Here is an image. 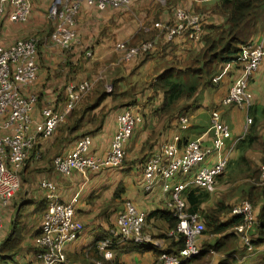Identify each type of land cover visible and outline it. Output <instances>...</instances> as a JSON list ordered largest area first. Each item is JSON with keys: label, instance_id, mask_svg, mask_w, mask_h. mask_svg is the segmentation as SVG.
<instances>
[{"label": "crops", "instance_id": "crops-1", "mask_svg": "<svg viewBox=\"0 0 264 264\" xmlns=\"http://www.w3.org/2000/svg\"><path fill=\"white\" fill-rule=\"evenodd\" d=\"M215 1L216 0H182V2L186 3L188 7L196 9L202 7L207 8ZM30 4L31 9L29 16L25 21L18 23H13L9 20V14L11 13L12 9L9 4L4 5V14L2 17V22L0 23V43L3 45H9L17 39L33 38L35 36H33L32 33L37 31L45 32L42 40L39 41L40 46L37 47V62L39 66L37 78L23 88V93L25 96L34 94L36 97H39L35 108L32 110V116L36 118L37 121H41L42 116L40 114V109L43 107L41 106V103H46V105L50 104L58 112L66 111L67 86L76 84L81 80H91L93 82L92 86L94 85L96 87V85H98L99 82L97 83V81L100 80V77L97 75H92L98 71L96 69H98L100 62L103 60H110V62L107 64L108 67L111 64H114V61L112 62V59L110 58L120 56V49H118V47L119 43L122 42L117 41H120L123 36L119 28L112 30L111 26L99 25L100 31L105 29L106 32L111 35V37L107 38L106 41L100 44L97 43V45L94 44L92 46L93 56L91 59L85 60L86 57L80 58L78 50V53L75 54V60L72 62L71 58L67 57L69 54L64 52V49L52 44L49 39V34L53 29H51V26L54 24L48 18V1L30 0ZM92 13H98L102 15V13H99L95 8L86 6L84 4L81 5V9L77 15V21L81 23L84 18H89ZM121 19L123 20L124 17H121ZM221 20V17L213 16L214 22H219ZM157 24L158 23H156V25ZM256 36L258 37L257 40L261 42L264 49V16L257 24L255 33L252 37ZM190 39H193V37H190ZM77 42L78 40L76 38V41L73 45H75ZM172 42L175 45V53L178 52L177 48L181 50L184 47H187L186 53L188 54L189 49L197 50L201 46V44L197 45V43L194 42H189V45H186L185 39L181 40L180 44L176 41ZM77 45L73 46L74 49ZM72 53H75L74 50H72ZM187 54L186 56L183 55L182 57L184 58L185 56L186 58ZM161 67V65L154 67L152 72L154 69L160 68L155 74L158 75L163 69ZM60 68L61 70L59 71ZM117 74L121 75V72ZM243 74L244 72L242 68H239L234 64H225L222 66L218 75L219 80H221L219 83L220 86L215 89H209L208 91L203 89L200 96L203 98H198V100L191 104L189 109L183 114L178 112H174L171 115L161 114L159 110L162 107V94L159 91L157 96L149 102H145V98H140L139 101L135 98L134 103L131 104V106H128V103H126V106H124V104V107H119V104L115 109H111L105 114L103 119L104 122L101 125V128H99L97 131L90 132L89 136L91 137V144L86 154L96 157H103L107 154L117 129L118 117L125 111V109L129 108L135 113H139L142 116V121L135 126L130 138L125 144L124 164L117 167H105L98 171L80 172L74 170L66 175L61 174L56 169V171L53 172H47L48 169H46V171L41 170V172L46 173L48 177H52V181L55 183V192L51 193L40 188L41 196H33L32 198H27V200L24 201V204L30 205L31 208H29L30 215L23 220V223L26 225V229L22 234L23 237L21 247L18 253L9 259H0V264H7V261H12V264H38L36 254L39 248L35 244V239L40 234V226L43 221V217L51 202L72 204L74 207V219L82 225V230L79 232L78 237L74 241L66 243L63 247L66 255V261L63 264H93L96 261L100 262L101 264H103V262L108 264H114V262L118 264H156L155 261L158 259L155 253L156 247H154L156 242L154 241L146 242V245L149 247V249L145 250H139L133 247V249H130L127 252H121V246L116 247L118 244L134 241L133 239L122 241L121 237L118 234H115L117 231L115 224L116 217L120 212L125 210V205L127 202L134 204L143 214H148L149 212L163 209L165 207L167 198L163 197L157 188H155L152 192L144 191L142 188L140 179L145 161L161 146L171 142L173 133L179 134L182 138V140L177 142V145L180 147L186 145V141L191 139L198 141L203 146H210L211 134L208 128L209 116L210 111L215 108L218 110L220 108L221 118L223 122L227 123L230 128V134L224 140H227V143H230V140H233V142L232 146L228 149L223 157L227 160L230 159V155H232L234 148H236L235 145L241 141L237 139L242 136L241 134H243L241 129L243 126V120L245 118V112L236 109L233 107L234 105L221 106L219 102L226 96L230 84H232V82H234L237 78L243 76ZM111 77H114L116 80L122 78L121 76L119 78L116 77L113 67H111V73L108 79ZM105 83L107 82H103V84ZM249 89L254 98V101L252 100L251 106L254 105V109L257 112L255 105H261L262 108L264 106V61L262 62V66L250 80ZM62 91L64 97L62 96ZM150 93L151 91L147 90V92L144 94L145 97L151 95ZM83 98L84 97L78 99L75 102L74 107L66 114V118L62 122L63 125L68 123L71 114L73 113L72 111L77 110L78 107L85 102L86 98L82 102ZM139 103L145 105L143 108H140L142 112L138 111ZM249 112L250 111L246 110V117L249 116V118L252 120ZM205 113H208V117L205 116ZM257 115H259L258 112ZM183 116L188 118L187 125H183L179 120ZM247 126L248 120L245 127ZM66 128H68V126ZM66 128L64 129V135H66ZM93 128L94 126L90 125V127H86L85 129L91 131ZM59 131L60 129L58 132ZM56 135L57 134L50 137H41L39 139V147L36 151H32L30 154L31 163L29 166H31V168L28 170V172L32 171L31 173L34 174L36 173L35 169L44 167L45 164L43 165L38 162L40 159L46 157V154L51 150H54V152H51V155L53 154V156L70 152L79 139H81L86 134L83 133L82 129H79L78 127L77 131L71 135V137L75 138L69 142L65 140L60 147H58L57 140H55ZM241 139H243V137ZM56 148H59V150L56 151ZM36 152L41 153L42 158L35 159L34 154ZM219 158L222 157L219 156ZM215 162L216 160L213 158L206 163L207 165H212ZM194 173L195 171H192L187 176H178L174 180L170 181L169 186L171 189H173V187L177 186L178 183H181L184 185L181 194H183V192L189 187H197L191 185V178ZM42 178H40V180ZM22 181L23 184L28 185L30 183V180L27 178ZM21 203H23V201H20L18 205ZM43 209L45 211H42ZM156 217L157 216L154 214V216L150 219V223L155 220ZM154 228L157 229L155 226ZM157 230L161 232V235H156L154 229L147 230L146 235H152V238L153 235H156V239H161L163 234L168 233L171 235L174 232L163 229ZM107 232L110 238L103 240H109L112 242V245L103 249L99 246V243L103 241L101 240L102 237H99L107 234ZM205 237L208 240H212L211 237L213 236L205 235ZM111 239L113 240L111 241ZM96 243L97 247L95 246ZM133 245L137 246L135 244ZM95 249H97L98 252H96ZM263 249L264 246L261 248V250ZM162 250L164 249H161L160 252H162ZM244 251L247 252L246 250H243V252ZM247 254L249 253L247 252ZM247 254H242L240 257H242L244 260ZM94 255L101 257L102 260H93L92 257ZM210 257L213 261L211 264H215L224 256L223 254L212 251Z\"/></svg>", "mask_w": 264, "mask_h": 264}, {"label": "built area", "instance_id": "built-area-1", "mask_svg": "<svg viewBox=\"0 0 264 264\" xmlns=\"http://www.w3.org/2000/svg\"><path fill=\"white\" fill-rule=\"evenodd\" d=\"M49 4L48 18L53 22V29L49 34L52 44L61 49H69L76 41L77 15L81 5L95 8L97 11L120 10L126 11L139 0H47ZM163 1V0H161ZM11 6L9 20L13 23L25 21L30 14L31 4L29 0H0V21L4 14V5ZM174 23H160L166 29L164 39L173 40L179 33L195 34L200 38L202 26L197 15L186 13L182 9L176 10ZM193 29V31H187ZM195 39V38H194ZM154 40L129 47L123 53V59L128 61L138 54L140 49L151 48ZM120 47V44H119ZM118 47V48H119ZM243 54V76L239 77L229 88L226 96L219 102L221 106H239L246 110L252 104V93L249 89L250 80L264 61V51L261 42L247 43L241 48ZM37 39H17L9 45L0 43V209L4 208L20 187L19 172L41 137H50L56 128L64 120L75 102L84 97L92 89L91 80H81L66 88L67 109L61 114L52 106L40 111L41 121L32 116V110L36 106L37 98L34 94L25 96L23 88L37 78L39 70L37 61ZM90 57V51L85 52ZM140 114L131 109L125 110L119 115L117 129L107 154L103 157L87 155L91 144V137L84 135L75 144L74 148L64 154L53 157L54 169L63 175L77 170L98 171L105 167L118 166L124 156V147L130 138L133 129L141 122ZM211 146L204 147L195 140L187 142L184 154L178 156L177 142L182 140L179 134L173 136L172 141L161 146L151 154L143 167L142 180L145 191H151L155 187L160 188L163 197L169 200L170 210L178 220L176 231L185 237V247L179 255L170 256L165 253L158 258L160 264H180L192 257L198 256L201 249L198 240L203 236L204 226L197 221L196 215L187 214L186 202L180 197L184 185L169 186L168 180L177 173L187 174L192 168H197L192 183L208 191L214 189L215 178L222 173L226 158H216V162L207 165L210 157L219 153L223 148V140L229 136L230 129L223 122L220 112L216 109L210 111ZM183 125H187L186 116L180 118ZM246 130V127H245ZM35 159L40 153L34 154ZM40 188L51 193L55 192V184L43 178ZM252 208L248 202H242L235 206L232 215H248L249 221ZM252 222V220L250 221ZM118 234L122 241L133 239L136 242L143 240L141 230L145 225V215L134 204L127 202L125 210L120 212L115 220ZM251 224V223H250ZM247 225L245 220V226ZM242 227V226H241ZM3 228L0 216V234ZM245 228H237L243 233ZM82 225L74 219V207L72 204L51 202L43 217L40 226V234L35 239L39 248L36 258L38 264H63L66 261L64 245L74 241ZM247 237V236H246ZM252 238L242 235L241 244L249 252L254 253ZM111 242L103 240L99 246L103 249L109 247ZM208 252H212L211 249ZM93 264H101L96 261Z\"/></svg>", "mask_w": 264, "mask_h": 264}, {"label": "trees", "instance_id": "trees-1", "mask_svg": "<svg viewBox=\"0 0 264 264\" xmlns=\"http://www.w3.org/2000/svg\"><path fill=\"white\" fill-rule=\"evenodd\" d=\"M167 1L168 2L165 4V6L163 5V10L159 12L162 14V16L169 15L167 11L171 10L175 13L176 10L182 9L186 13L197 15L202 26V34L199 38L201 46L197 50L189 51L187 57L180 62V66L166 63L162 71H160L159 74L153 78L154 84L150 85L154 92L158 93L159 91L162 94V107L159 110L161 114L171 115L174 112L183 114L189 109L191 104L198 100V98H203L200 97L201 91H203V89L208 91L209 89H215L220 86L219 83L221 80H219L218 75L222 66L225 64H234L239 68H244V65L242 64L243 54L241 48L246 46L249 42L255 43L258 41L257 36H252L255 33L257 24L264 16V0H216L207 8L202 7L197 9L188 7L186 3L182 2V0ZM98 12L104 14L107 11L104 10ZM213 16L221 17L222 20L219 22H214ZM168 21L169 22H166V24L174 23V15L172 20ZM1 22L2 20L0 23ZM156 26L160 27L162 24L159 23ZM52 28L53 25L51 26V29ZM164 32H166L165 28ZM44 33V31L36 32V38H34L37 39L38 43L42 40ZM154 33L155 32H153V35ZM161 34L163 35V33ZM161 39L163 40L162 37ZM151 40H154L152 47L146 50L140 49L138 54L132 58V60L137 58V56H140L141 58L143 57L140 60L141 64L149 62L152 58L148 59V55L151 51H153L152 49L157 48L160 44H163L165 47H167L168 43H171L166 40L160 42L156 39V36H153L149 40L141 41L130 47L138 46ZM155 43H157V45H155ZM39 46L40 43L37 45V47ZM173 49H175V47H173ZM37 57L38 54L36 55V61H38ZM98 82L99 83L96 85L91 96L89 98L86 97L85 102L71 114L68 123L65 125L62 124L61 130L55 133L57 134L55 140H57L58 147H60L65 140L69 142L75 138L71 137V135L77 131L79 124L83 121L85 115L88 112L97 110L96 116L94 113L90 118V123L94 126V128L91 131H88V134L86 135H89L90 132L97 131L99 128H101V125L104 122L103 119L105 114L111 109L118 107L113 105L109 108H105L102 104L107 97H110L111 101L113 102L115 101V97L119 95V93L114 92V90L116 91V82H111L112 88L109 93H107L105 90V86L103 84L104 81L99 80ZM233 83L234 82H232V84ZM232 84H230L228 90ZM132 96L133 95H129L128 100L130 101L126 102L128 103L127 105L133 104L132 102H134V98L136 96H134L131 102ZM252 100L254 101V98H252ZM122 102L123 101L120 100L119 104L123 105ZM252 107L253 106H251V108ZM259 115H261L262 119L264 120V106L262 111L259 112ZM67 126L68 128H66ZM256 126V117L254 115L252 116L250 132H248L246 135L247 140L246 138L241 139L242 141L238 145L245 144V146H250L254 143ZM65 128L66 135H64ZM244 140H246L245 143ZM260 144L263 153L261 157V163L264 166V141ZM38 147L39 145L37 143L32 151H36ZM57 150H59V148H56V151ZM39 158H42L41 153ZM30 163L31 158L29 157L26 160L23 168L20 170L19 177ZM119 165H121V163ZM259 179L261 178L257 177L255 179V181L258 183L257 186H250L245 193L246 201L251 205V207H253L254 211H256V216L250 224L252 226V243L254 250H259V246H264V176L261 179L260 184ZM23 180H25V178H23ZM214 192L215 190L208 191L201 187H189L182 194V197L187 204L186 211L200 214V219L204 226L202 234L207 233L213 237H211L212 240L207 239V241L198 244L201 249V253L197 258L183 261L180 264H208L206 261H209V257L211 255V253L208 252L209 249L215 253L223 254L224 256L215 264H242L244 262H241V260L238 259L242 255L241 253H243V250H245V247H243L241 244L243 233L236 228V226L243 223V216L235 214L232 215L230 206L226 204V201L224 200L223 202H215L207 210H203L202 208V206L208 202L210 195ZM154 214L157 217L151 223H148L150 226H155L157 229H163L166 231H174L167 238L169 241L167 249H164L162 252H160L157 255V259L163 253L170 256L179 255L180 251L185 247V238L182 234L175 232L178 222L176 217L173 216L172 211L169 208L164 207L163 209L156 211L154 210L153 212L144 214L145 221L149 220L148 222H150V219L154 216ZM21 235L17 229V226L15 228L13 225L12 231L8 235V238L3 240L0 245V259H9L18 253L22 242ZM99 238L103 240L110 238V236L107 232V234H104ZM112 240L113 239H111V241ZM133 244L137 246H134ZM111 245L112 242L110 246ZM95 246L97 247V243ZM118 246H121V252H127L128 250L133 249V247L139 250L149 249V247L146 245V242L129 241L124 244H118L116 247ZM95 250L98 252L97 249ZM156 252L157 250H155V253ZM92 259L102 260V258L97 255H94ZM155 263H158L157 260ZM103 264L108 263L103 262ZM114 264L118 263L114 262Z\"/></svg>", "mask_w": 264, "mask_h": 264}, {"label": "rangeland", "instance_id": "rangeland-1", "mask_svg": "<svg viewBox=\"0 0 264 264\" xmlns=\"http://www.w3.org/2000/svg\"><path fill=\"white\" fill-rule=\"evenodd\" d=\"M167 2H168L167 0H163V1L161 0H139L129 10H126V11L108 10L102 15L98 13H92L89 16V18H84L81 23L77 21L75 33L77 35L78 42L75 45L77 44L78 45L76 46L75 49L73 47L75 45H72L69 49L64 50V52L69 54L67 57L71 58L72 62H74L75 54L78 53V50H79L80 58L86 57L85 60L91 59L93 56L92 46L94 44L97 45V43L100 44L106 41L107 38L111 37V35L108 34L105 29L100 31L99 25L100 26H111L112 30H116L119 28L123 36V38L120 41H117V42H122V43H119L120 47L118 48L120 49V52H119L120 56L115 57V58H110L112 59V62L114 61V64H111L109 66L110 70H109V67L107 66L110 60L106 59L100 62L98 69H96L98 71H96L92 75V76L97 75L100 77V81L107 82L104 84L105 90L107 93H109L112 88L111 82L113 81L116 82V91L114 90V92L119 93V95L115 97V101L113 102L111 101L110 97H107L102 103L105 108H109L113 105L118 106L120 103V100L123 101L122 102L123 105L126 104L127 101H130L128 100L129 95H133L131 97V102L134 96H136L135 98L138 101L140 98H145V102H149L153 100L157 96V93L151 89L150 85L154 84L153 78L156 76L155 74L159 71L160 68L154 69L153 72H152V69L159 65H161L162 66L161 68H163L166 63H171V65L175 64V65L180 66V62L185 58L187 54L186 53L187 47H184L181 50L177 48L178 52L175 53V49H173L175 45L173 44L172 41H176L177 43L180 44L181 43L180 41L185 39L186 45H189V42L197 43V45L200 44L198 36L196 37L195 34H189V32L179 33V34H176L177 36L173 40L169 41L171 43H168L167 47H165V45L163 44H160L157 48L152 49L153 51H151L148 55V59L152 58L149 62L141 64L140 60L143 57L141 58L140 56H137V58L133 60L130 59L128 61H125L123 59L124 51L128 47L133 46L134 44H137L144 40H149L153 36H156V39L159 40L160 42H163V40H165L164 39V28L162 26L160 27L156 26V23L159 24L161 22L162 23L169 22L168 20H172L173 14H174L173 11L171 10L167 11V13L169 14L168 16H161V13H159L160 11L163 10V5L165 6ZM121 17H124V19L122 20ZM187 31H193V29H188ZM153 32H155L154 35H153ZM161 33H163V35ZM35 34L36 32L32 33L33 36H35ZM161 37L163 38V40L161 39ZM190 37H193L195 39H189ZM38 44L39 43L37 42V45ZM155 45H157V43H155ZM72 50H74L75 53H72ZM190 50L192 49H189V51ZM87 51H90L92 53V56L90 57L85 56V52ZM183 55H185L184 58L182 57ZM261 66H262V63L260 67ZM111 67H113V71L116 74V77L119 78L121 76L122 77L121 79L116 80L114 79V77L113 78L111 77L110 79H108L111 73ZM60 70L61 68L59 69V71ZM119 72H121V75L117 74ZM92 87L93 89L84 96V98L82 99V102L85 100L86 97L89 98L91 96L93 90L95 89L94 85ZM147 90L151 91L150 93L151 95H149L148 97H145L144 94L147 92ZM121 91H124V92H121ZM62 96H63V91H62ZM36 98L37 100L39 99V97H36ZM45 105L46 103H41V106H43L40 109L41 112L44 108L51 106L50 104L46 106ZM123 105H120L119 107ZM128 106H131V104H129ZM144 106L145 105L139 103L138 111L142 112L140 108L141 107L143 108ZM255 106H256L255 108H257V112L259 113L260 110H262V106L261 105H255ZM233 107L245 112V118L243 120V126L241 129V132L243 131V134H241L242 136L237 139V140H241L242 137L246 138L247 133L250 132L252 120L249 118V116L246 117L247 116L246 108L239 107V106H233ZM128 109L129 108L125 110H128ZM215 109L218 110L217 108ZM96 111L92 110L88 112L85 115L83 121L79 124V129H82L83 133L88 134L87 133L88 130L85 128L90 127L91 125L90 118L92 117L94 113L96 116ZM218 111L220 112V108ZM72 112H75V111L73 110ZM257 112L255 111L254 105H253V107L251 108L249 112V115L251 117L255 115L256 117L257 126L255 128L256 133H255L254 143L250 146H245V144L238 145L242 141L241 140L237 143V145H235L236 148H234V152H232V155H230V159L225 162V167L222 171V175L219 176L218 178H215L214 189L212 190V191L215 190V192L210 195L208 202L202 206L203 210H207L217 201L223 202L224 200L226 201V204L230 206V211H232V209L235 206L241 205L242 202H247L245 198L246 190L252 185L257 186L258 183L257 181H255V179L257 177L261 179L263 178L264 166L261 163V157L263 153H262V147L260 143L264 141V120L262 119L261 115H257ZM59 113L61 114V112ZM205 116L208 117V113H205ZM65 118H66V114L64 115V119ZM246 119L248 120V126L246 127V131H245V125L247 122ZM140 120L142 121V116L140 117ZM62 122L60 123L61 126L59 125L56 128L54 135L56 132H58L59 129L61 130ZM208 128L210 132V121H209ZM175 135L176 133L172 134V136H175ZM230 139H231V136H230ZM246 140H244V143ZM232 142L233 140H230V143H227V140H223L222 150L219 153L215 154L214 156L210 157L208 161L213 158L215 159L219 158V156L223 158L225 153L232 146ZM51 152H54V150H51L50 152L46 154V157L40 159L38 163H41L43 165L45 164V166L35 169L36 173L33 174L31 173L32 171L28 172L31 166H28L26 169H24V172L21 175L20 188L13 195L9 203L4 208L1 209L3 228L0 234V245L3 242V240L8 238V235L12 231L13 225L15 226V228L17 226V229L19 230L20 235L21 233L22 234L24 233L26 229V225L25 223H23V220L26 219V217L30 215L29 208H31L30 205L24 204L25 203L24 201H26L27 198H32L33 196L35 197L41 196V192H40L41 190L39 187L40 178L45 177L46 179L52 181V177H48L46 173H42L41 170L46 171V169H48L47 172L56 171L52 164V159L54 156L53 154L51 155ZM124 160L125 159L123 156L121 165L124 164ZM142 172H143V169H142ZM23 178H27L28 180H30V183L32 182L31 185L29 186L30 183L28 185L23 184V181H22ZM261 179H259V184H260ZM140 180H141V184L143 188L144 185H143V180H142V174H141ZM155 188H157L160 192L159 187H155ZM155 188H153L151 192L154 191ZM20 201H23V203L18 205ZM166 202L167 203L165 207L170 209L171 205L169 204V200L167 199ZM251 208H252V211H251L252 215L250 217V221L251 220L253 221L256 216V211H254L253 207ZM42 211H45V210L43 209ZM248 215L245 216V219L243 217V223L236 226V228H245L243 231L245 238L247 237L252 238V226L250 225V223L252 222L249 221ZM245 220L247 223L246 226H245ZM148 221L149 220L145 221V225L141 230V238L143 240H141L140 242H153V241L156 242V245H154V247H156V250H157L156 255H158L161 249H167L168 243H169L167 238L170 235L168 233H165L162 235V238H161L162 240L160 238L156 239L155 236L157 234L161 235V232H159L153 226H149L148 223L150 222ZM149 229H154L156 232L155 233L156 235H153V238H152V235L150 236L146 235V231ZM205 235H209V234L203 233V237L197 241L199 244L207 241ZM261 248L262 247L259 246L258 247L259 250H255L253 254H247V252L244 251L241 254H247L244 258L245 260H243L242 257H239L238 259H240L241 262L244 261L242 264H263L264 263V249L261 250ZM198 256L192 257L191 259L197 258ZM11 262L12 261H9V262L7 261V264H12ZM157 262H158L157 264H160L158 260ZM212 262L213 261L211 260V257L208 262L206 261V263L208 264H211Z\"/></svg>", "mask_w": 264, "mask_h": 264}, {"label": "bare ground", "instance_id": "bare-ground-1", "mask_svg": "<svg viewBox=\"0 0 264 264\" xmlns=\"http://www.w3.org/2000/svg\"><path fill=\"white\" fill-rule=\"evenodd\" d=\"M177 145V144H176ZM186 146H187V144L186 145H184V146H182V147H180V146H178L177 145V149H178V156H180V155H182V154H184V151H185V149H186ZM211 146V145H210ZM210 146H204V147H210ZM196 169L197 168H192L187 174H183V173H177V174H175L172 178H170L169 180H168V183H169V185H170V181H172V180H174L175 178H177L178 176H187V175H189L192 171H195L196 172ZM194 175H195V173H194ZM194 175L192 176V178H191V185H194V186H197V185H195L194 183H192V180H193V178H194ZM222 175V173H220V174H218V176L216 177V178H218L219 176H221ZM178 184H181V183H178ZM177 184V185H178ZM198 187V186H197ZM145 191V190H144ZM147 192H150V191H147ZM180 197L183 199V197H182V194L180 193ZM184 200V199H183ZM185 201V200H184ZM172 214H173V212H172ZM187 214L189 215V216H191V215H196L197 216V221H199V222H201L202 223V221H201V219H200V214H198V213H190V212H188L187 211ZM177 219V218H176ZM178 221V220H177ZM177 224H178V222H177ZM203 224V223H202ZM175 232L176 233H178L177 231H176V229H175ZM179 234H181V233H179ZM185 238V237H184ZM244 247V246H243ZM246 250V249H245ZM247 251V250H246ZM248 252V251H247Z\"/></svg>", "mask_w": 264, "mask_h": 264}]
</instances>
